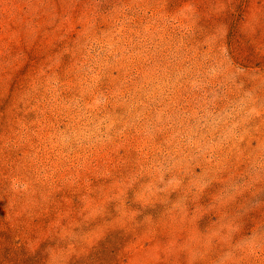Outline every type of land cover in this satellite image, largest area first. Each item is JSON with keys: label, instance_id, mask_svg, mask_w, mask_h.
Segmentation results:
<instances>
[{"label": "rangeland", "instance_id": "374dc122", "mask_svg": "<svg viewBox=\"0 0 264 264\" xmlns=\"http://www.w3.org/2000/svg\"><path fill=\"white\" fill-rule=\"evenodd\" d=\"M0 264H264V0H0Z\"/></svg>", "mask_w": 264, "mask_h": 264}]
</instances>
